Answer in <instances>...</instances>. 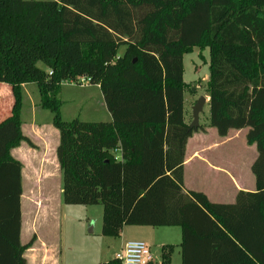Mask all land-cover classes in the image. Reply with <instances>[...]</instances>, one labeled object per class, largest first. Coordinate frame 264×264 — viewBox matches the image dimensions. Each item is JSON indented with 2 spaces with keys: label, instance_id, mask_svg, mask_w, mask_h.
<instances>
[{
  "label": "trees",
  "instance_id": "1",
  "mask_svg": "<svg viewBox=\"0 0 264 264\" xmlns=\"http://www.w3.org/2000/svg\"><path fill=\"white\" fill-rule=\"evenodd\" d=\"M194 47L209 52L208 125L220 137L247 129L256 146V191L234 205L184 189L186 142L204 131L184 118L183 56ZM79 76L99 86L110 122L62 121L59 87ZM29 83L59 133L62 202L100 205L103 236L179 227L182 264H264V0H0V98L12 95L0 123V264H26L21 164L10 151L34 147L21 131Z\"/></svg>",
  "mask_w": 264,
  "mask_h": 264
},
{
  "label": "rangeland",
  "instance_id": "2",
  "mask_svg": "<svg viewBox=\"0 0 264 264\" xmlns=\"http://www.w3.org/2000/svg\"><path fill=\"white\" fill-rule=\"evenodd\" d=\"M31 1V0H25ZM45 1V0H33ZM125 47L118 49V56H122ZM45 69L41 63L37 65ZM47 71V70H46ZM209 74V52L207 48L194 47L190 53L183 56V80L187 84L184 91L185 98V120L188 124L192 122V108L195 102L201 96L207 99V81ZM22 89V109L21 122L22 132L30 136L34 142L36 137L31 134L33 123L43 126L47 134V152L48 161L44 168L43 195L50 197L53 208L52 216L49 215L47 224L45 218L38 216L35 222V229L38 233L48 236L47 245L51 257L48 258V264L56 261L57 264H103L115 259L120 253L121 242L119 237H106L101 233L102 225V207L100 205H67L62 202V173L56 164V147L58 145V131L52 125V114L40 108V94L38 87L34 83L23 84ZM4 91L0 98V123L10 116L12 106V95ZM60 102L61 119L64 122H70L78 119L82 122H109L110 118L102 93L98 85H90L85 88L79 86L61 83L57 94ZM208 105L204 106L199 116V123L204 124L208 118ZM246 131V130H245ZM245 131L243 133H232L236 140V151L242 152V149L249 148L246 143ZM2 136L7 140L14 137V131L10 124L2 132ZM33 148L34 147H30ZM256 152L255 146L252 147ZM241 159V158H240ZM251 176V174H250ZM28 228L27 243L33 237L31 222L34 215L35 206L28 208ZM56 212L57 217L54 214ZM127 226L130 234L135 232ZM155 230L152 234L146 233L144 237H132L131 241H144L151 250L152 264H180V256L174 253L171 262L164 260L163 254L168 253V246L165 244L174 243V235L169 233L170 229H150ZM178 230V229H177ZM172 234V235H171ZM50 236V237H49ZM176 241V240H175ZM46 245L28 248V254L40 262ZM55 262V263H56Z\"/></svg>",
  "mask_w": 264,
  "mask_h": 264
},
{
  "label": "crops",
  "instance_id": "3",
  "mask_svg": "<svg viewBox=\"0 0 264 264\" xmlns=\"http://www.w3.org/2000/svg\"><path fill=\"white\" fill-rule=\"evenodd\" d=\"M208 101L209 97L206 99L207 105ZM108 115L111 121L109 112ZM208 124L209 114L204 124L199 123V125L204 127V131L194 133L186 142L183 162L184 189L203 193L210 203L234 205L240 192L254 193L256 191L255 179L252 174L251 167L257 158V150L256 152H253L252 147L255 145L247 144V147L249 148L242 149V152L236 151V140L231 134L243 133V131L246 130L244 135L246 136L247 129H241L238 131L230 130L226 136L220 137L218 136L216 129L210 127ZM22 134L31 140L34 149L29 148L26 143H21L18 147H15L10 151L11 157L21 164L19 244L24 247L22 256L26 264H48V258L51 257L47 245L48 236L38 233L35 229V222L37 221L38 216L45 218V224L48 226L47 219L49 215L52 216V212H54L51 206L52 201L50 197L43 195V188H46L43 178L44 168L49 160L47 152L44 154L45 151L48 150V133L43 129V126L41 127L40 125L33 123L31 134L36 137L37 142H34L32 138L24 134V132H22ZM114 154L118 160L121 159L119 150L114 151ZM56 164L58 165L57 160ZM8 185L10 188H15L12 178H10ZM33 206H35L36 209L34 210L31 222V230L34 232L32 237V239H34L32 247L36 250L35 247L37 246H47L45 249L46 252H44L39 263H37L36 258L33 255L28 254L27 248L28 243L26 235L28 228V214L30 213L28 208ZM54 216L55 218L57 217L56 212ZM135 227H138L132 228L134 229L133 231L135 234H130L128 231L131 230H127V226L123 227L119 236V240L121 242L120 250H122L126 242L131 241L130 238L132 237H144V234L146 233H155V230H146V226ZM161 228L170 229L169 233L174 235V243L164 245L168 246L169 263L171 262L172 255L177 253L180 256V264H182V239L180 228L150 227V229ZM55 262L56 261H51L49 264H57V262Z\"/></svg>",
  "mask_w": 264,
  "mask_h": 264
},
{
  "label": "built area",
  "instance_id": "4",
  "mask_svg": "<svg viewBox=\"0 0 264 264\" xmlns=\"http://www.w3.org/2000/svg\"><path fill=\"white\" fill-rule=\"evenodd\" d=\"M51 75V72H48ZM68 85L85 88L91 85V79L87 76H79L72 80L65 81ZM116 259L120 264H152L153 256L150 247L143 241H128ZM69 264V263H67Z\"/></svg>",
  "mask_w": 264,
  "mask_h": 264
},
{
  "label": "water",
  "instance_id": "5",
  "mask_svg": "<svg viewBox=\"0 0 264 264\" xmlns=\"http://www.w3.org/2000/svg\"><path fill=\"white\" fill-rule=\"evenodd\" d=\"M205 103H206V98L203 96L198 98V100L195 102L192 108V122L191 124H189L190 127L199 126V115L202 113Z\"/></svg>",
  "mask_w": 264,
  "mask_h": 264
}]
</instances>
